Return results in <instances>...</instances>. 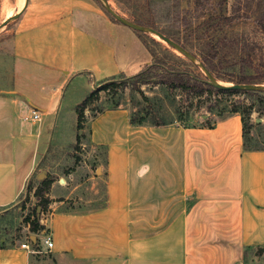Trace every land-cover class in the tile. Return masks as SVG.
Instances as JSON below:
<instances>
[{
    "label": "crops",
    "instance_id": "crops-1",
    "mask_svg": "<svg viewBox=\"0 0 264 264\" xmlns=\"http://www.w3.org/2000/svg\"><path fill=\"white\" fill-rule=\"evenodd\" d=\"M57 1L0 40V208L15 204L35 174L70 84L86 96L149 63L138 46L143 57L133 56L128 75L134 36L105 22L91 0ZM87 123L91 146L105 149L104 199L71 208L83 199L72 196L76 186L52 183L40 237L51 238L59 264H239L245 250L264 247V149L243 148L239 115L211 127L155 128L129 125L118 108ZM63 142L58 135L53 145ZM0 264L34 263L11 246L0 247Z\"/></svg>",
    "mask_w": 264,
    "mask_h": 264
},
{
    "label": "rangeland",
    "instance_id": "rangeland-1",
    "mask_svg": "<svg viewBox=\"0 0 264 264\" xmlns=\"http://www.w3.org/2000/svg\"><path fill=\"white\" fill-rule=\"evenodd\" d=\"M91 1L92 5L103 14L105 22H111L119 26L121 31L130 33L136 40V48L142 46L149 54V63L137 69V73L146 65H151L154 61L159 60L169 65L173 70L186 72L191 77L200 80L206 79L204 72L195 62L187 60L154 35L136 32L121 25L105 11L99 0ZM106 1L114 12L130 22L153 24L164 35L171 36L174 41L186 47V50L193 54L200 63L199 54L205 53L209 45L217 46L219 57L229 62L232 59L251 56L254 62L264 63V0H226L221 10L218 6L219 0H206L200 4L196 0ZM51 2L54 0H29L24 12L0 29V40L13 37L14 33H10V30L21 18L26 16L29 19L39 16L43 13L40 11L41 7ZM56 2L59 3L57 0ZM71 2L77 3L65 0L60 5L69 7ZM24 3L25 0H0V24L19 12ZM219 14L232 16L236 20L232 25L223 28L216 26L213 22L203 25L209 17ZM136 50L135 47L130 48L129 60L131 59V62L128 75L134 73L131 71L136 68L135 65L132 66L133 56L136 60L143 57L138 53L139 48ZM217 81L231 84L221 80ZM79 85L76 82L70 84L67 92L74 93L70 97L68 94L64 97L59 106L57 120L52 118L48 123L44 145L37 159L38 165L35 174L31 177L23 194L19 196L15 204L0 208V247L26 244L29 246L31 261L34 264H59V260L53 257L50 250L44 245L40 233L36 235L30 233L23 221V218L33 210L35 205L32 193L40 181L38 175L52 176L56 184L68 185L72 189L76 186L72 196L75 200L79 196L83 199L82 202L75 201L74 205L70 206L71 208L89 209V206L84 205L87 203L86 199L91 198V202L98 203L104 199V183L103 175H101V171L105 168L103 151L91 146L88 135L82 141L80 150H75L77 120L75 110L70 105L74 101L80 102L85 96V88L78 87ZM141 90L149 98L150 109L155 110V118L167 126L207 127L220 119L217 113L224 112L223 109L228 103L249 102L248 97L243 95L196 97L193 94L186 95L177 91L169 92L164 85H144ZM116 98L120 100L119 108L125 110H130L132 104L139 99V97H134L131 101L128 89H125ZM111 102L101 93L100 100L91 106L90 111L86 112L88 121L98 110L110 107ZM250 123L248 146L264 148V115L259 116L252 113ZM85 132L86 134L88 132V123L85 124ZM58 135L64 139L63 147L53 145ZM71 141L74 143L70 144ZM75 156L79 158L77 165L74 163ZM96 175H99L98 178ZM47 215V211L39 215L40 224ZM4 227L9 229V234H4ZM239 264H264V247L257 250H245Z\"/></svg>",
    "mask_w": 264,
    "mask_h": 264
},
{
    "label": "trees",
    "instance_id": "trees-1",
    "mask_svg": "<svg viewBox=\"0 0 264 264\" xmlns=\"http://www.w3.org/2000/svg\"><path fill=\"white\" fill-rule=\"evenodd\" d=\"M197 3H203L206 0H196ZM226 0H219L218 6L221 10ZM236 20L232 16H225L222 14L209 17L203 25L213 22L216 26L223 28L230 26ZM157 29L151 23L141 24ZM164 35V33H162ZM165 36L174 41V39L166 35ZM176 42V41H175ZM177 43V42H176ZM179 44V43H178ZM183 48L186 49L183 45ZM199 59L205 68L211 73L216 80H221L231 84H263L264 85V63H256L251 56H246L239 59H232L230 62L219 57V48L217 46L209 45L208 49L203 54H199ZM227 64V65H226ZM226 69V71H225ZM144 85H164L169 92L177 91L181 94H193L196 97L205 95V97H211L214 95L236 96L243 95L248 97L249 102H230L225 107L224 112L217 113L220 119H224L230 115L237 114L240 117L242 125V139L243 148L249 149L248 141L251 129V114L256 113L259 116L264 115V92H240L234 90H216L209 86L205 80L191 77L186 72L173 70L169 65L163 61L156 60L151 65H146L140 72L131 77L118 76L117 78H110L96 88L92 89L84 99L76 105V142L75 150H80L82 141L86 138L85 124L88 119L85 115L86 111H90L91 106L98 102L101 97V93L107 97L111 102L110 107L100 109L91 118L96 117L98 114L103 113L106 110H116L120 106V100L116 97L120 96L125 89H128L131 101L134 97H139L136 102L132 104L128 112V123L131 126H151L155 128L166 127L167 125L155 118V110L150 109L151 102L147 98L141 87ZM211 127V125L207 126ZM80 131V133H78ZM102 149V148H101ZM264 149V148H263ZM103 150V156H105V149ZM74 163L77 165L79 158L75 156ZM55 179L52 176L46 175L33 189V197L35 199V205L31 212L26 214L23 218L24 223L27 225L28 230L32 234H39L44 230V226L40 224L39 215L47 211L51 200L48 197L49 190ZM39 213L37 214V209ZM4 234H9V229L4 227ZM3 248V247H1Z\"/></svg>",
    "mask_w": 264,
    "mask_h": 264
},
{
    "label": "water",
    "instance_id": "water-1",
    "mask_svg": "<svg viewBox=\"0 0 264 264\" xmlns=\"http://www.w3.org/2000/svg\"><path fill=\"white\" fill-rule=\"evenodd\" d=\"M100 3L103 4L105 11L117 22H119L121 25L136 31V32H140V33H148L150 35H154L155 37H157L158 39H160L161 41H163L165 44H167L170 48H172L174 51L178 52L179 54H181L183 57H185L187 60L191 61V62H195L198 67L204 72V75L206 77L205 82L211 86L212 88L216 89V90H225V91H229V90H234V91H240V92H264V85L263 84H223L218 82L212 75L211 73L205 68V66L198 62L195 59V56L193 54H191L190 52H188L185 48H183L180 44L176 43L175 41L167 38L165 35H163L162 33H160L159 31H157L156 29H153L151 27L148 26H144V25H140V24H136L133 22H130L128 20H126L125 18L121 17L119 14H117L116 12H114L110 6L108 5L106 0H99ZM29 0H25V3L22 7V9L17 12L14 16L7 18L6 20L3 21L2 24H0V29L4 26H6L7 24H9L11 21L17 19L27 8V4H28ZM94 88H96L94 86ZM49 146V144H48ZM45 176L40 175L39 179L42 180ZM39 213V208L37 209V214Z\"/></svg>",
    "mask_w": 264,
    "mask_h": 264
},
{
    "label": "built area",
    "instance_id": "built-area-1",
    "mask_svg": "<svg viewBox=\"0 0 264 264\" xmlns=\"http://www.w3.org/2000/svg\"><path fill=\"white\" fill-rule=\"evenodd\" d=\"M30 120L33 121V122H39L41 120L40 114L36 110H31L30 111ZM43 243L46 246V248L49 249V250L53 246V242H52L51 238H49L48 236H46L44 238ZM21 247L24 248V249L30 250L29 246L24 244V243L21 244Z\"/></svg>",
    "mask_w": 264,
    "mask_h": 264
}]
</instances>
